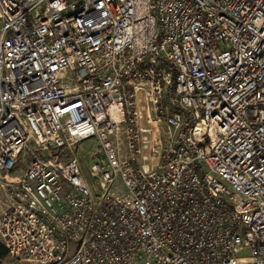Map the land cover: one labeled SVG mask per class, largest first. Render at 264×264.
<instances>
[{"label":"built area","instance_id":"obj_1","mask_svg":"<svg viewBox=\"0 0 264 264\" xmlns=\"http://www.w3.org/2000/svg\"><path fill=\"white\" fill-rule=\"evenodd\" d=\"M0 243L264 264V0H0Z\"/></svg>","mask_w":264,"mask_h":264},{"label":"rangeland","instance_id":"obj_2","mask_svg":"<svg viewBox=\"0 0 264 264\" xmlns=\"http://www.w3.org/2000/svg\"><path fill=\"white\" fill-rule=\"evenodd\" d=\"M96 151V142L94 139L81 144L76 149V157L79 159L80 165L84 171L85 176H88L89 170L93 163H95L93 154ZM84 155L88 157L84 158ZM3 264H13V261L9 258L4 259Z\"/></svg>","mask_w":264,"mask_h":264},{"label":"trees","instance_id":"obj_3","mask_svg":"<svg viewBox=\"0 0 264 264\" xmlns=\"http://www.w3.org/2000/svg\"><path fill=\"white\" fill-rule=\"evenodd\" d=\"M8 255V251L6 250V248L0 243V261L2 259H4L5 257H7ZM1 264V263H0Z\"/></svg>","mask_w":264,"mask_h":264}]
</instances>
